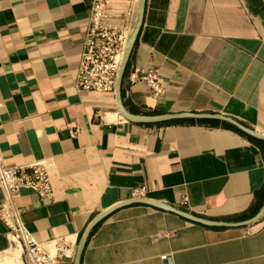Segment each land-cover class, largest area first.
<instances>
[{
    "label": "crops",
    "instance_id": "crops-1",
    "mask_svg": "<svg viewBox=\"0 0 264 264\" xmlns=\"http://www.w3.org/2000/svg\"><path fill=\"white\" fill-rule=\"evenodd\" d=\"M93 1L0 0V152L9 167L44 166L54 190L49 200L31 188L12 199L29 232L59 240L62 261L74 264L90 223L141 188L145 199L207 219L256 216L263 140L206 119L132 122L116 92L77 89ZM110 1L128 41L141 0ZM143 68L159 70L163 95L136 79ZM122 96L133 115L221 114L264 134V0H147ZM168 260L264 264V215L246 227L210 228L132 204L93 230L81 264ZM0 264H31L1 218Z\"/></svg>",
    "mask_w": 264,
    "mask_h": 264
},
{
    "label": "built area",
    "instance_id": "built-area-1",
    "mask_svg": "<svg viewBox=\"0 0 264 264\" xmlns=\"http://www.w3.org/2000/svg\"><path fill=\"white\" fill-rule=\"evenodd\" d=\"M110 0H94L84 41L75 83L80 92L115 93L122 63L126 36L111 15ZM138 81L150 87L159 97L165 93V79L154 68H143L135 74ZM0 187L4 199L0 201V218L10 229L15 241L23 243L31 264H64L58 254L62 250L59 240L38 241L26 228L21 212L11 203L23 189L36 190L44 199H52L53 187L48 170L41 164L30 167H9L0 152ZM146 188L136 189L135 198H143ZM187 199H185V202Z\"/></svg>",
    "mask_w": 264,
    "mask_h": 264
},
{
    "label": "water",
    "instance_id": "water-1",
    "mask_svg": "<svg viewBox=\"0 0 264 264\" xmlns=\"http://www.w3.org/2000/svg\"><path fill=\"white\" fill-rule=\"evenodd\" d=\"M146 1L147 0H141L139 20H138L137 26H136L133 34L131 35V37L126 42V46L124 49V55H123L122 63H121L118 78H117L116 96H117V100H118L119 110L123 114V116L132 122L143 123V124H160V123H167V122L176 121V120H183V119L220 120V121H224V122H227V123L233 125L234 127H236L237 129H239L240 131L244 132L245 134H247L249 136H252L254 138H257V139L264 141V134L258 133L256 131H254L253 129L244 126L240 122H238V121H236L230 117L221 115V114L182 113V114H161V115H133L126 110L124 103H123V96H122L123 81L125 78L126 70H127V67H128V64H129V61H130L136 40L138 38V34H139L140 29L142 27L143 18H144V14H145V8H146ZM137 203L146 204V205L153 206V207L161 209V210L172 212L174 214H177V215L187 219L188 221H191V222H194V223L206 226V227H210V228L246 227V226H249V225L257 222L264 215V205H263V207L259 211V213L250 219H247V220H244L241 222H226V221H219V220H212V219L203 218V217L194 215L192 213L177 209L174 206H171L169 204H164L161 202H156V201L145 199V198L132 199V200L123 202V203H121V204H119V205H117L111 209L106 210L105 212L98 215L90 223V225L88 226L86 232L84 233V235H83V237L79 243V246L77 248L75 259H74V264H81L83 252L86 248L87 242H88L93 230L104 219H106L108 216H110L112 213H114L115 211H117L120 208H123L125 206H129L132 204H137ZM165 264H172V262L170 260H168V261H165Z\"/></svg>",
    "mask_w": 264,
    "mask_h": 264
},
{
    "label": "trees",
    "instance_id": "trees-1",
    "mask_svg": "<svg viewBox=\"0 0 264 264\" xmlns=\"http://www.w3.org/2000/svg\"><path fill=\"white\" fill-rule=\"evenodd\" d=\"M177 122V121H176ZM175 121L173 122V123H176ZM209 123L210 125H212V126H218V125H220V124H222V126H224L225 128H228V129H231V130H234V131H237V132H239V133H241V134H243V135H245V136H247V137H249L248 135H246L245 133H243L242 131H240L239 129H237L236 127H234L233 125H231V124H229V123H226V122H223V123H220L219 121H202V123ZM170 123H172V122H170ZM250 139H252L253 141H255V142H260V141H258V140H256V139H254V138H251V137H249Z\"/></svg>",
    "mask_w": 264,
    "mask_h": 264
}]
</instances>
